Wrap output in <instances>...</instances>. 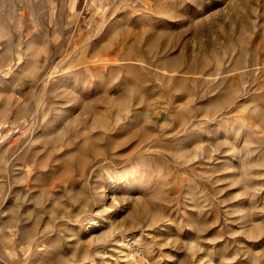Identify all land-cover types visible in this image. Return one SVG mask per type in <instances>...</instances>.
Here are the masks:
<instances>
[{
  "label": "rangeland",
  "instance_id": "obj_1",
  "mask_svg": "<svg viewBox=\"0 0 264 264\" xmlns=\"http://www.w3.org/2000/svg\"><path fill=\"white\" fill-rule=\"evenodd\" d=\"M0 264H264V0H0Z\"/></svg>",
  "mask_w": 264,
  "mask_h": 264
}]
</instances>
